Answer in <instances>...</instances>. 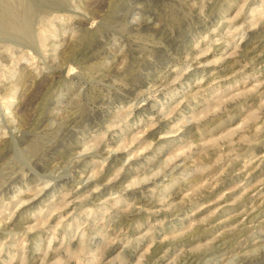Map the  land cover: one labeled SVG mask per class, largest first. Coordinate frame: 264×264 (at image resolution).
Listing matches in <instances>:
<instances>
[{"label": "rangeland", "instance_id": "rangeland-1", "mask_svg": "<svg viewBox=\"0 0 264 264\" xmlns=\"http://www.w3.org/2000/svg\"><path fill=\"white\" fill-rule=\"evenodd\" d=\"M0 264H264V0H0Z\"/></svg>", "mask_w": 264, "mask_h": 264}, {"label": "bare ground", "instance_id": "bare-ground-1", "mask_svg": "<svg viewBox=\"0 0 264 264\" xmlns=\"http://www.w3.org/2000/svg\"><path fill=\"white\" fill-rule=\"evenodd\" d=\"M38 116H40V115H38ZM38 116H36V117H38ZM34 119H35V118H34ZM42 119H43V118H42ZM42 119H41V120H42ZM39 123H41V122H40V119L37 118V120L35 119V122H34V123H31V124H33L32 126H34V127L37 128V127L39 126ZM40 125H41V124H40ZM39 127H40V126H39ZM70 173H71V172H70Z\"/></svg>", "mask_w": 264, "mask_h": 264}, {"label": "clouds", "instance_id": "clouds-1", "mask_svg": "<svg viewBox=\"0 0 264 264\" xmlns=\"http://www.w3.org/2000/svg\"><path fill=\"white\" fill-rule=\"evenodd\" d=\"M139 20H140V14L137 13L136 15H134L132 22H133V23H136V22L139 21Z\"/></svg>", "mask_w": 264, "mask_h": 264}]
</instances>
